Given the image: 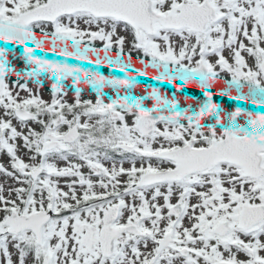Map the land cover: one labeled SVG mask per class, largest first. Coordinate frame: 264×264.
<instances>
[{"label": "snow or ice", "instance_id": "snow-or-ice-1", "mask_svg": "<svg viewBox=\"0 0 264 264\" xmlns=\"http://www.w3.org/2000/svg\"><path fill=\"white\" fill-rule=\"evenodd\" d=\"M0 264H264V0H0Z\"/></svg>", "mask_w": 264, "mask_h": 264}]
</instances>
